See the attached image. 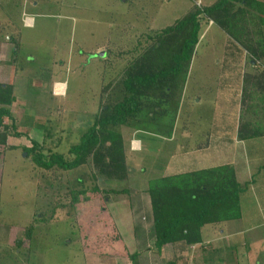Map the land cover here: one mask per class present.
<instances>
[{"label":"rangeland","instance_id":"rangeland-1","mask_svg":"<svg viewBox=\"0 0 264 264\" xmlns=\"http://www.w3.org/2000/svg\"><path fill=\"white\" fill-rule=\"evenodd\" d=\"M12 1L0 0V41L11 44L8 51L0 53V64L10 66L11 75L7 77L0 72V83H11L15 96L8 106L11 118L3 120L8 125L13 123L14 129L9 128L5 143L0 144V264H165L173 251L157 253L147 212L136 209V198L132 200L126 193H117L124 187L146 190L147 178L153 170L145 166L140 171V159L151 152L146 156V149L138 151L140 159L127 153L128 178L115 180L98 174L91 159L73 169L57 165L44 168L24 147L35 145L44 154L57 152L65 159H72L70 146L78 142L101 107L117 98L114 86L124 77L129 65L145 58L163 65L176 50L179 44L172 40L176 33L160 36V31L217 0H40L37 8L28 7L21 15L20 6ZM27 15L34 22L28 27L24 25ZM199 21L198 42L192 57L177 75L173 90L167 88L168 98L152 99L157 104L153 108L149 105L153 113L145 117L143 125L133 120L121 126L127 147L131 148V141L136 146L137 137L150 144H169L171 148H168L175 151L174 161L178 166L186 158L181 152L190 132L198 149L190 153L196 158L191 156L196 163L190 165L191 169L207 167L201 150L205 153L214 133L232 135V128L238 123H253L261 118L246 107L245 99L250 85L247 74L250 70L252 74L264 70L262 51L253 56L204 14L199 15ZM250 26L252 30L256 28ZM260 29H264V24ZM8 37L10 40H6ZM255 39L252 37V45L257 44ZM238 46L240 68L227 70L226 62H230ZM6 58L9 61H4ZM0 70H3L1 66ZM161 106L166 114L158 117ZM169 137L174 141H169ZM225 140L221 139L224 145ZM150 148L153 149L149 147V151ZM166 153L164 150L161 155ZM192 161L187 162L192 164ZM252 161L255 160L247 157L241 163L247 173L242 172L240 180L249 175L247 167L252 171ZM255 182L261 186L262 179ZM95 186L97 191L92 189ZM78 190L85 193L74 202L72 197ZM257 195L261 198L259 190L242 205L250 209L259 204ZM119 202L131 205L133 219H138L140 228L146 231L143 242L138 239L142 235L140 230L137 240L129 241L130 236L114 222L128 251L140 250L135 263L93 243L101 245L99 237L106 231L101 221L105 213L114 221L115 212H111L110 204ZM128 212L126 209L121 213L127 217ZM29 226H32L30 237L25 234ZM94 236L98 241L93 240ZM241 237L243 247L229 257L226 254L220 263L212 261L264 264V225L247 228ZM17 240H20L18 248ZM103 240L105 244L108 242L107 238ZM251 240H257L255 247L251 246ZM193 247L185 251L186 255L194 252ZM249 250L255 254H248ZM187 258L189 264H194L196 254Z\"/></svg>","mask_w":264,"mask_h":264},{"label":"trees","instance_id":"trees-1","mask_svg":"<svg viewBox=\"0 0 264 264\" xmlns=\"http://www.w3.org/2000/svg\"><path fill=\"white\" fill-rule=\"evenodd\" d=\"M200 14L212 19L230 38L242 44L253 56L260 55L261 51L264 53L263 38L259 28L264 24V2L217 0L212 5L191 12L160 31V36L176 33L172 39L179 44L176 50L171 52L168 60H164L163 65L157 64V66L148 58L136 59L129 65L124 77L117 82V86H114L117 89V98L101 107L78 142L70 146L69 152L74 154L72 159H65L57 152L44 154L36 150L35 145L24 147V150L28 154L32 152L33 160L44 168L57 165L62 169H73L91 159L97 173L107 179L128 178L126 160L129 144L126 146L121 126L129 125L133 120L138 125H143L145 117L153 113L151 107L157 104L152 99L156 96L162 98L161 101L164 100V96L168 98L167 88L173 90V84L177 83V75L188 65L198 42ZM249 25L256 28L249 31ZM252 37H256L254 43L257 44L252 45ZM237 49L241 51L240 48ZM14 99L11 83H0V127L2 128L0 144L5 143L10 132L9 128L14 129L13 123L8 125L3 122L4 117L11 118L8 106ZM160 109L161 113L158 117L166 114L163 106ZM253 185V182L237 181L233 167L227 164L150 178L145 191L149 196L150 214L147 213V217L151 223L150 235L155 249L160 251L166 244L176 246L179 252L187 251L189 246L202 249L201 227L206 223L240 217L241 201L247 198V192ZM92 189L97 191L98 187ZM85 190H78L72 200L78 202L79 196L84 194ZM117 193H126L127 197L133 200L139 197L141 191L124 187L117 190ZM104 207L101 208L102 213ZM104 216V221L101 222L106 231L100 234L101 245L99 242L93 243L101 246L104 251L119 253L135 263L140 250L129 252L126 244L119 237L111 216L106 213ZM137 223L134 224L135 236L140 230ZM31 228L32 226H29L25 231L29 237ZM96 236L94 241H98ZM103 238H107L106 244ZM16 246L20 247V240L16 241ZM184 261L178 263L174 259L166 264H189Z\"/></svg>","mask_w":264,"mask_h":264},{"label":"crops","instance_id":"crops-1","mask_svg":"<svg viewBox=\"0 0 264 264\" xmlns=\"http://www.w3.org/2000/svg\"><path fill=\"white\" fill-rule=\"evenodd\" d=\"M259 1L264 2V0H259ZM40 3H41L40 0H19L17 2L15 0L14 5L16 4L17 7L20 6L21 9L20 15H21L25 9H28V7L37 8ZM27 17L29 18V20L27 21V24H24L26 25V27H28L29 25H33L34 23L32 22V17L30 15H27ZM249 27L251 26L249 25ZM249 27L248 30L251 31L252 29ZM260 30L264 44V32H263L264 29H260ZM6 40H10V37H8ZM10 45L11 44L9 41L5 43L4 42L0 43V53H2L3 51H8ZM238 48H240V46H238ZM239 55H240V51L237 49L235 55L232 58H230V62L228 63L226 62L225 66H227V70L232 67H234V69L240 68ZM4 61H9V60H7L6 58ZM251 62L254 63L253 61ZM0 66L3 68V70H0L1 74L7 76L8 74L11 73L9 70L10 66H7L6 63H3L2 65L0 64ZM250 71H249L250 73L247 74V80L248 81L250 80V85L247 86V96L245 99L247 102L246 107L251 108L250 110L253 109L254 114H259L261 118L259 117L258 120L253 123H249V122L238 123V125H235L232 128L234 130V134L232 135L219 134V132L214 133L212 135V138H210L209 142L207 143V146L205 148L206 150L205 153H203V150H201V154L203 158H206L202 160L203 163H205V166L213 167L224 164L230 165L234 169V173L237 181L240 182L249 181V182H253L254 185L250 188L249 192H247L248 193L247 198H244L241 201L242 208H241L240 217L235 219L220 221L216 223H206L201 227L202 242L200 244H203V248L198 250L197 247L195 249L193 246H189V248L190 247L194 248V252H191L192 257H194L196 254L194 264H215L212 260H215L216 263H220L221 259L225 257L226 254L229 257L232 255L233 252L236 251V249L244 246V240L241 237L244 230H246L247 228L248 229L256 228L258 226L260 227L264 225V70H260L258 74H252L253 70ZM242 73H244V71H242ZM143 130H145V132H148L147 129H143ZM236 130H237V134L235 133ZM137 138L139 143H136V146L134 147L131 148L129 147L128 153L131 155H135L137 159H140L137 155L138 151H143V149L144 150L146 149L145 152L147 153L146 156H148L149 155L148 153L151 152L150 156L143 158V160L140 159L142 162L140 171H142L143 167L145 166L146 168L147 166H150L151 169L153 170L151 171L153 173L149 174V178H147V182L150 178L153 177H159L165 174H175L179 172H185L191 169L190 165L196 164L193 163L191 158L192 156L194 157V159H196L195 156L190 154L196 146L193 139L194 137L190 132L186 137L184 148L181 152L182 157L183 156L186 157L180 160L182 166H178V164L174 161L175 153L173 152L175 151L173 149V146H172L173 150H170L168 147L171 148V145L169 144L166 145V144H161L159 142H151L152 144H150L149 141L146 140L141 141L139 137ZM222 138L226 139L224 142L225 145L223 144V142H221ZM169 139H170L169 141H174V139H171L170 137ZM7 140L9 141V138ZM235 142L237 143L235 144ZM158 146H160V148ZM176 146L177 145H175L174 148L177 149ZM149 147H152L153 149L150 148L149 151ZM241 148L243 152H240ZM164 150H166L167 153L166 155L162 156L161 153ZM197 150L198 149L195 148V151ZM219 156H223L224 158ZM247 157L250 158V160H255L252 161L254 162V167L252 168L251 172H249L250 167H247L249 177L245 175L247 176L246 177L247 179L243 178L245 180H240L242 178V172L244 173L246 172L245 169H242L243 165H241V163H243V160ZM188 160H191L192 164L187 162ZM236 160L240 161V163ZM255 162L257 163L256 165ZM130 170L132 171L131 173L134 172L133 168H130ZM258 178L262 179L261 186L258 183L256 184L255 182V180H257ZM256 185L258 187H256ZM258 190L260 191L261 194V198L257 195L259 199L258 200L259 204L253 205L250 209H248L247 205L243 206L242 205L243 201L251 200L254 197L253 194H255L256 196V192ZM140 191L141 193L139 197H136V201H137L136 209L145 210L149 215L150 202H149L148 193L144 190H140ZM254 206H256V208ZM110 207H111L110 208L111 212L112 213L113 211L115 212L113 213L112 216L114 218V222L116 223L117 227H119L120 230L122 228L124 229L125 233L128 236H130L129 241H131V238L133 241L134 239L137 240V236H135L136 233L133 230V226L135 224V221L138 222L137 223L138 225H140V222L138 219L137 220L133 219L131 205L124 204V202L120 204L119 202V204H110ZM126 209L127 212L128 211L129 212L127 213V217H124V214H122L121 212L126 211ZM251 209H253V213H249ZM139 233H142V235H139L140 236L139 239L141 242H143L144 240L143 236H145L144 233H146V231L140 228ZM256 241L257 240H251L250 244L252 247H255L254 242ZM143 246L144 245H142L141 248H143ZM169 250L173 251V253L171 255V258H168V260L166 259L165 264L169 260H174V259H176L178 263H181L183 259L188 261L189 258L187 257L191 255L190 253L186 255L185 251L179 252L176 249V246H173L171 244L164 245L159 252L157 251V253L161 254L162 251L165 252L167 251L168 253ZM253 251L257 253L256 249H254ZM249 253H252V251L249 250L248 254ZM252 254L254 255L255 253L253 252ZM254 264H257V262H255Z\"/></svg>","mask_w":264,"mask_h":264},{"label":"built area","instance_id":"built-area-1","mask_svg":"<svg viewBox=\"0 0 264 264\" xmlns=\"http://www.w3.org/2000/svg\"><path fill=\"white\" fill-rule=\"evenodd\" d=\"M29 20V18L27 17L26 22ZM131 147H134V141H131Z\"/></svg>","mask_w":264,"mask_h":264}]
</instances>
